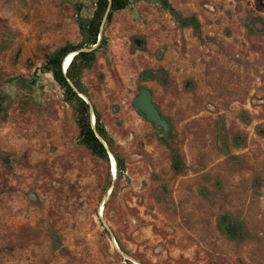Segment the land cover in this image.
Listing matches in <instances>:
<instances>
[{
	"label": "rangeland",
	"instance_id": "374dc122",
	"mask_svg": "<svg viewBox=\"0 0 264 264\" xmlns=\"http://www.w3.org/2000/svg\"><path fill=\"white\" fill-rule=\"evenodd\" d=\"M78 2L91 13L87 0H0V264H137L101 217L142 264H264V0H130L112 14L81 81L123 161L113 186L112 160L78 142L75 109L38 70L80 40ZM141 85L170 122L178 173L133 106Z\"/></svg>",
	"mask_w": 264,
	"mask_h": 264
},
{
	"label": "trees",
	"instance_id": "16d2710c",
	"mask_svg": "<svg viewBox=\"0 0 264 264\" xmlns=\"http://www.w3.org/2000/svg\"><path fill=\"white\" fill-rule=\"evenodd\" d=\"M87 2L92 5V11L89 14L84 13L83 3H75L76 21L79 28L80 40L77 43L66 42L63 45L55 48L46 56L44 62L38 70L42 73L51 74L53 80L63 90V98L68 101L75 109L76 122L79 127L78 142L84 145L92 155L97 156L105 161L109 168L110 158L102 142L96 137L93 131L88 105L80 96H78V94L67 82V78H69L78 90L88 96L86 89H84L82 86L81 74L83 69L88 68L90 64L95 60L96 52L107 45L108 42L107 37L104 34V30L97 46L94 49L89 51L80 50L74 52L72 59L65 69V72H63L64 67L62 69V61L68 52L72 50H78L83 47L90 48L97 42L99 28L106 8L109 4V0H87ZM129 4L130 0H110V9L104 21V28L109 23L114 12L127 8ZM166 8L179 26H191L194 29L198 28L199 22L194 15H183L172 5H167ZM37 79L38 75H33V77L29 80L30 85L34 86ZM93 116L94 127L96 128V130L105 141L110 140V137L108 136V133L101 122L100 113L96 108H94L93 110ZM161 138L164 140L166 146L170 151L172 170L176 173L180 172L183 169L184 164L182 162L179 151L169 142L167 137ZM113 154L117 167V180L123 175L124 165L122 159L118 156V154L114 151ZM110 182H112V179H110ZM223 231L229 237H233L235 234L233 226H227V228L223 229ZM116 242L118 243V241Z\"/></svg>",
	"mask_w": 264,
	"mask_h": 264
},
{
	"label": "water",
	"instance_id": "95a60500",
	"mask_svg": "<svg viewBox=\"0 0 264 264\" xmlns=\"http://www.w3.org/2000/svg\"><path fill=\"white\" fill-rule=\"evenodd\" d=\"M146 1L163 2L164 0H146ZM109 9H110V0H109V4L106 8V11L104 13V16H103V19H102V22H101V25L99 28V34H98L97 42L95 44H93L90 48L83 47V48H80L78 50H72V51L68 52L65 57H67V55L69 53L77 52L80 50L89 51V50L94 49L97 46V44L100 40V37L102 35V32L104 30V21L106 19V16H107ZM65 57L62 61V69L64 66ZM63 72H65V71L63 70ZM153 76H154V71L152 69H146L142 72V77L145 79H151V78H153ZM157 76L160 80H163L166 77V72L160 70L157 72ZM67 82L72 87V89L78 94V96H80L87 103L90 116H92L94 107H93V104L91 103L90 99L88 98V96L85 95L80 90H78L69 78H67ZM133 106L136 109V111L138 113H140L147 121L152 122L154 125L161 128V130H162L161 136H163L169 130V127H170L169 121L167 120V118L165 116H163V114L161 113V111L159 110L157 105L154 103L152 91L149 87H147L145 85L140 86L138 93L133 100ZM91 125L93 127V131H94L96 137L102 142L103 146L105 147L109 158L112 157L115 159L114 154L112 153V151L107 146L106 141L103 139V137L96 130V128L94 127V124L91 123ZM110 164H111V160H110ZM116 177H117V167H116L115 173H113L112 182H111L112 186L115 183ZM109 194H110V192L106 191L103 196L107 197ZM100 217H101V215H100ZM101 220L103 221V224L105 225V228H106L107 232L109 233L110 238L113 240L117 252L127 260H132L137 264H142V263L134 260L133 258H131L130 256L126 255L125 253H123L121 251V249L117 245V242L115 241V237H114L109 225L102 219V217H101ZM219 223H220V226L222 227V229H226L227 226L229 225L230 221H229V218L227 216H223L220 218Z\"/></svg>",
	"mask_w": 264,
	"mask_h": 264
},
{
	"label": "bare ground",
	"instance_id": "6f19581e",
	"mask_svg": "<svg viewBox=\"0 0 264 264\" xmlns=\"http://www.w3.org/2000/svg\"><path fill=\"white\" fill-rule=\"evenodd\" d=\"M73 54H74V52H72V53H69L68 55H67V57H65V61H64V71H65V69L67 68V66H68V64H69V62H70V60L72 59V57H73ZM93 116V115H92ZM94 121V117H92V122ZM110 160H112V173H115V171H116V163H115V159L114 158H112V157H110ZM102 211V207L100 208V212ZM101 214V213H100Z\"/></svg>",
	"mask_w": 264,
	"mask_h": 264
},
{
	"label": "flooded vegetation",
	"instance_id": "af4514ba",
	"mask_svg": "<svg viewBox=\"0 0 264 264\" xmlns=\"http://www.w3.org/2000/svg\"><path fill=\"white\" fill-rule=\"evenodd\" d=\"M164 116V115H163ZM168 120V119H167ZM152 123V122H151ZM170 124V123H169ZM169 129H170V127H169ZM169 131V130H168ZM168 131L162 136V137H167V139H168ZM164 141V140H163ZM170 142V141H169Z\"/></svg>",
	"mask_w": 264,
	"mask_h": 264
},
{
	"label": "built area",
	"instance_id": "2783aa9c",
	"mask_svg": "<svg viewBox=\"0 0 264 264\" xmlns=\"http://www.w3.org/2000/svg\"><path fill=\"white\" fill-rule=\"evenodd\" d=\"M91 122H92V119H91ZM92 123L94 124V121Z\"/></svg>",
	"mask_w": 264,
	"mask_h": 264
}]
</instances>
